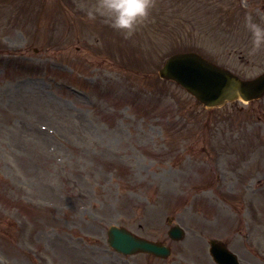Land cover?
Listing matches in <instances>:
<instances>
[{
  "label": "rangeland",
  "instance_id": "374dc122",
  "mask_svg": "<svg viewBox=\"0 0 264 264\" xmlns=\"http://www.w3.org/2000/svg\"><path fill=\"white\" fill-rule=\"evenodd\" d=\"M95 3L0 0V264H215L210 239L264 264V98L207 109L158 75L189 51L263 73L264 0H156L127 39ZM111 225L172 255L122 256Z\"/></svg>",
  "mask_w": 264,
  "mask_h": 264
},
{
  "label": "water",
  "instance_id": "95a60500",
  "mask_svg": "<svg viewBox=\"0 0 264 264\" xmlns=\"http://www.w3.org/2000/svg\"><path fill=\"white\" fill-rule=\"evenodd\" d=\"M163 77L174 79L188 92L193 94L207 106L223 104L237 96L244 100L259 98L264 95V74L251 81H243L229 71L214 66L195 53L180 54L170 57L160 71ZM174 240L182 239L183 230L174 226L169 231ZM109 243L116 250L126 254L136 252L152 253L156 256L168 257L170 250L165 246L138 239L125 229L111 227ZM211 254L219 264H238L235 255L225 248L223 243L211 240Z\"/></svg>",
  "mask_w": 264,
  "mask_h": 264
},
{
  "label": "clouds",
  "instance_id": "9594fccd",
  "mask_svg": "<svg viewBox=\"0 0 264 264\" xmlns=\"http://www.w3.org/2000/svg\"><path fill=\"white\" fill-rule=\"evenodd\" d=\"M156 0H96L89 12V19L99 15L106 19L110 27L131 38L148 21ZM245 28L251 35L249 54L256 55L264 50V27L255 22L252 15L245 16Z\"/></svg>",
  "mask_w": 264,
  "mask_h": 264
}]
</instances>
